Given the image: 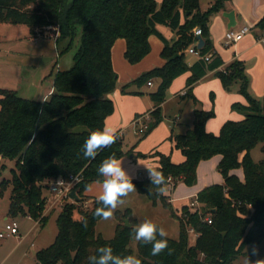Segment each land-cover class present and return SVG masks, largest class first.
Listing matches in <instances>:
<instances>
[{
	"label": "trees",
	"instance_id": "trees-1",
	"mask_svg": "<svg viewBox=\"0 0 264 264\" xmlns=\"http://www.w3.org/2000/svg\"><path fill=\"white\" fill-rule=\"evenodd\" d=\"M227 1L214 0L201 12L199 0H161L160 3L156 0H0V24L26 25L31 35L35 30L53 29L55 47L61 49L60 53L73 47L79 33L71 66L53 74L52 92L46 100L24 99L14 91L0 89V158L14 162L11 178L0 182V196L10 186L7 216H29L43 227L48 220L42 213L46 204L43 183L71 176L79 179L74 186L79 200L63 203L55 219V238L36 252L35 263L91 264L87 257L102 255L97 252L101 246H110L113 255H134L130 246L134 242L141 264H234L245 254L246 247L264 242V96L256 99L249 93L242 62L235 60L218 69L223 62L213 54L209 37L210 17L223 9ZM158 26L174 32L176 39L167 41L157 30ZM255 27L264 32V15ZM195 28L201 29L204 41L203 47L197 49L199 55L211 54V57L209 61L199 59L188 66L185 52L196 42ZM150 36L163 43L160 53L165 61L163 66L140 74L120 89L127 94L131 86L139 89L157 79L155 89L149 93L155 109L142 136L146 137L160 122L159 106L167 89L186 72L190 76L184 97L195 106L198 101L192 88L207 71L213 70L225 91L236 88L246 100V105H231L243 118L226 121L217 135L205 130L214 112L195 108L191 127L183 134L169 136L184 160L173 163L167 155L156 151L150 154L158 157V171L165 175L166 184L154 185L149 178L132 181L138 194L152 204L160 202L178 223L177 238L165 236L168 247L158 256H152L151 244L144 245L135 239V221L129 209L114 212L117 224L113 237L104 239L95 231L102 219L94 214L101 206L98 199L83 206L89 186L104 179L97 169L105 158L146 156L134 155L135 145L124 151L119 136L94 159L84 158L82 145L92 132L104 128L105 119L113 113V102L108 95L117 84L111 61L114 42L125 41L124 58L135 65L149 54ZM258 144H262L263 156L255 162L251 151ZM215 156L219 157L216 168L223 182L201 189L195 196L198 207L190 210L183 206L177 215L168 202L170 194L165 186L169 181L193 186L198 164ZM238 169L242 170V179L234 173ZM161 187L163 192L159 191ZM126 219L130 227L125 226ZM188 231L195 235L192 244Z\"/></svg>",
	"mask_w": 264,
	"mask_h": 264
},
{
	"label": "crops",
	"instance_id": "crops-1",
	"mask_svg": "<svg viewBox=\"0 0 264 264\" xmlns=\"http://www.w3.org/2000/svg\"><path fill=\"white\" fill-rule=\"evenodd\" d=\"M156 1L158 3L161 2V0ZM212 3L213 2H210L208 7H210ZM208 7L206 9H208ZM206 9L200 10L204 12ZM228 12H233L234 14V20L231 23L224 17V13ZM263 15L264 0H229L224 3L223 9L210 17L208 24L213 54L219 56L223 62V65L218 69L222 70L235 60L242 62L244 65V72L249 80V93L256 99H261L264 96V44L259 41V38L264 32H261L255 27L256 23ZM243 26L250 27V32L240 41L226 45L224 38L226 31L229 29L238 30ZM157 30L167 41L176 39V34L166 27L158 26ZM54 36L55 32L54 35L49 37H53L54 41ZM37 37L33 39L36 40ZM148 41L150 45L149 54L135 65L129 64L124 58L125 41L123 39H117L111 48V61L113 70L117 74V84L115 90L108 95L113 102L114 109L113 113L105 119L104 128L110 127L114 130L116 135H120L119 137L122 138L124 147H126L124 139L127 137L125 131L133 127L134 134L136 133L139 135L137 130H135L137 126L134 125V120L141 116L151 117L150 113L155 109L149 97L150 90H147L151 86L144 85L139 89L135 86H131L128 88L129 93L127 94H123L120 91L123 85L131 82L140 74L153 68L163 66L165 61L160 56L163 43L156 36H150ZM198 60L199 58L197 55L185 52V62L188 66H191ZM66 65L70 67L71 63L67 62ZM215 71L216 70L207 71L205 76L199 79L192 88V94L198 101V106H195L190 99L184 97L186 92V80L190 76V72H186L173 80L166 91L165 100L159 106L161 115L160 122L147 134L145 137L146 140H143L144 142H136L133 145L127 144L126 148L129 149L135 145L133 154L140 153L146 156L139 159L140 157L138 156L127 155L120 159L122 160V166L134 168L136 165H133V163L140 162L137 166L139 169L144 170L146 173L145 176L149 178V170L158 171L159 168L158 157L150 156V154L155 151L169 156L173 163H181L184 160L183 156L179 150L175 149L173 142L169 140V136L183 134L191 127L193 110L195 108L214 112V116L207 120L205 130L215 135L219 133L220 128L226 121H238L243 118L240 113L231 109V105L233 103L246 105L245 98L237 92L236 88L230 92L225 91L219 78L215 76ZM151 82L155 88L157 79H153ZM136 91H138V94ZM51 92L52 88H50L47 94L39 101L46 100ZM144 94H148V96ZM188 101L190 104L187 106ZM183 109L189 115L185 116V114H183ZM142 121H145V118ZM0 160H2V158H0ZM218 161L219 157L215 156L208 161L202 162H212V166H217ZM197 168H199V165ZM50 181L43 183L45 190L49 194L47 195V203L43 215L45 217L49 213L52 215L55 209L60 210L57 203H55L54 195L48 189V183ZM208 181L209 178L206 180L203 179L201 182L204 185L203 187L209 186L207 185ZM96 184L97 182L91 184V190ZM203 187L201 188V186H199L195 191H192V194L196 195ZM91 190L88 189L84 195L92 202L94 199H98L99 196L96 198V196H92V194L89 195ZM101 194L102 192H99L98 195ZM170 198L171 201L169 202L172 205L177 199L174 196ZM7 219L8 217L6 215L4 218L5 222H7ZM36 225L39 226L38 221H36ZM52 242L50 241V244ZM192 243L190 242V244Z\"/></svg>",
	"mask_w": 264,
	"mask_h": 264
},
{
	"label": "rangeland",
	"instance_id": "rangeland-1",
	"mask_svg": "<svg viewBox=\"0 0 264 264\" xmlns=\"http://www.w3.org/2000/svg\"><path fill=\"white\" fill-rule=\"evenodd\" d=\"M210 2H214V0H200V9H206ZM50 34L54 35L53 29L35 30V34L31 35L26 25L11 23L0 24V89L14 91L21 98L37 101L41 100L47 94L49 89L52 88L53 74L57 70L64 71L69 68L66 63H72V56L79 45L78 33L73 47L67 52L60 53L61 49L57 50L53 37H49L52 36ZM35 37H37L36 40L33 39ZM154 89V85H152L147 90L153 92ZM144 95L148 96V94ZM189 104L190 102L188 101L187 106ZM183 114L185 116L189 115L184 109ZM149 118L151 119V117ZM125 135H127L124 139L126 147L127 144L133 145L136 142H144L143 140L145 139L142 135L134 134L133 127L127 129ZM261 146L262 144H258L251 151L252 160L255 162L261 160L263 156L260 151ZM126 147L123 148L124 151H128L129 148ZM134 155L138 154L135 153ZM139 159L142 158L140 157ZM139 163H133V165H136L134 168L122 166L127 171L131 181H139L143 177L144 179L146 177L145 171L139 169L137 166ZM198 165L199 168L197 169L199 172L196 171L197 178L193 186L187 187L181 181L175 185L172 183L174 185L173 190L169 194L170 197L174 196L177 200L173 202L171 207L177 215L181 214V208L183 206L189 207L190 210L198 207V205L193 204L196 195H193L192 191H195L199 186L201 188L204 186L201 183L203 179L206 180L209 178L207 185L221 184L223 182L216 166H212V162H202ZM12 168H14L13 161L7 159L0 160V182L11 178L10 170ZM234 173L240 179L243 178L241 169L236 170ZM102 189V183H97L93 186L89 195L92 194V196H96L97 198L99 192H102ZM42 194L46 197L47 203L48 192L44 189ZM9 195L10 186L2 191L0 196V232L6 223L4 218L7 215ZM87 199L85 202L91 205L92 202ZM169 201H171V198L168 199ZM45 208L46 204L42 212L43 215ZM125 209L130 210V216L135 221V227L145 220H150L158 227L164 228L166 237L172 239L177 238L178 223L170 216L168 209H165L158 201L152 204L145 196L138 194L135 189L124 197V203L113 210L110 218L107 220L100 219L97 222L95 226L96 234H100L104 239H111L117 224L114 212ZM58 211L55 209L52 215L51 213L46 215L48 220L43 227L37 226L36 221L29 216H17L15 218L7 216V222H16L19 235L0 239V264H35L37 250L47 247L57 232L55 218ZM194 236V233L188 231V238L191 243L194 241ZM130 246L136 256L135 243L132 242ZM234 264H264V242L259 245L246 247L245 254L240 256Z\"/></svg>",
	"mask_w": 264,
	"mask_h": 264
},
{
	"label": "clouds",
	"instance_id": "clouds-1",
	"mask_svg": "<svg viewBox=\"0 0 264 264\" xmlns=\"http://www.w3.org/2000/svg\"><path fill=\"white\" fill-rule=\"evenodd\" d=\"M118 139L114 130L110 127H105L101 130L92 132L82 145V154L86 159H94L98 152L114 144ZM99 176L104 177L102 181L103 191L98 197V202L101 206L95 210V215L107 220L113 214L119 205L124 203V197L135 189L130 176L124 167L122 160L109 156L105 158L97 169ZM150 182L154 185H165L166 177L162 171L149 170ZM91 190V186H89ZM160 192L164 188L159 189ZM102 202V203H101ZM135 239L141 244H151L152 256H158L168 247V241L164 239L166 232L164 228L158 227L150 220H145L138 224L134 230ZM160 237L158 239L157 237ZM101 253L100 256L91 255L87 257V261L91 264H141V260L135 255H113V249L110 246H101L97 249Z\"/></svg>",
	"mask_w": 264,
	"mask_h": 264
},
{
	"label": "built area",
	"instance_id": "built-area-1",
	"mask_svg": "<svg viewBox=\"0 0 264 264\" xmlns=\"http://www.w3.org/2000/svg\"><path fill=\"white\" fill-rule=\"evenodd\" d=\"M250 32V27L243 26L239 28L238 30L229 29L226 31L224 38H225V44L230 45L234 44L238 41H240L246 34ZM193 34L196 38L201 37V29L195 28L193 30ZM259 41L264 44V34L259 38ZM197 39L196 42L192 45H190L186 52L189 54L197 55L199 59H203L204 61H209L211 54H206L204 56L199 55L197 51ZM148 86H152V82L147 83ZM145 118V121H142ZM148 122H150V118L148 116H141L134 120V125L137 126V133L139 135H142L148 128ZM79 179L77 176H71L67 179L57 178L54 180H51L48 183V189L49 191L54 195L55 197V203H57L59 209L63 205L65 201L72 202L68 198V194L71 190L74 189V186L78 183ZM173 190V184L169 181L166 185V192L171 193ZM195 205H198L197 202L194 200ZM84 207L89 206L87 202L83 203ZM18 235V227L16 222L14 221H8L5 223L3 230L0 232V239L8 238L10 236H17ZM35 264H40L36 262Z\"/></svg>",
	"mask_w": 264,
	"mask_h": 264
},
{
	"label": "water",
	"instance_id": "water-1",
	"mask_svg": "<svg viewBox=\"0 0 264 264\" xmlns=\"http://www.w3.org/2000/svg\"><path fill=\"white\" fill-rule=\"evenodd\" d=\"M224 17L227 18V20L229 21V23H231L234 20V14L233 12H228V13H224ZM197 49H201L204 45V41L201 37L197 38ZM68 198L73 201V202H77L79 200L78 196H77V190L73 189L69 192L68 194ZM125 226L130 227L129 221L126 219L125 220Z\"/></svg>",
	"mask_w": 264,
	"mask_h": 264
}]
</instances>
